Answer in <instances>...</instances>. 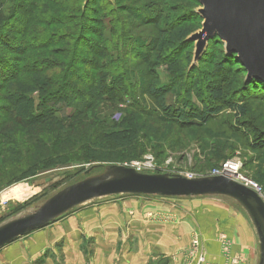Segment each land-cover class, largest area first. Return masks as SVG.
I'll return each mask as SVG.
<instances>
[{
  "label": "rangeland",
  "instance_id": "374dc122",
  "mask_svg": "<svg viewBox=\"0 0 264 264\" xmlns=\"http://www.w3.org/2000/svg\"><path fill=\"white\" fill-rule=\"evenodd\" d=\"M86 1L37 0V8L33 15L41 25L31 27L28 32V35H31L29 38L43 39L55 33L59 34V32L69 35L66 28L70 22L74 24L71 25V35L76 37L78 34L76 30L80 27L75 20L83 16L87 21L90 20V24H94V19L101 18L104 13L108 16L111 10L118 9L120 15L126 18L127 13L121 11L122 8L127 7L139 11L142 6H152L151 0H88L87 3ZM163 1L154 0L158 11L163 13L160 23L134 26L131 28L129 42H127V48L130 49L129 60L132 61L137 59L136 50H143L150 45L151 40H159L162 31L166 30L165 32L168 33L163 39L164 42H171L163 58L153 55V61L151 60L157 64V68L153 67L152 70L156 68L160 76V80L156 83H152L150 78H145L146 69L143 64L131 63V76L134 77H132V83L137 86L139 102L141 97V101L144 100L145 104L152 108L156 102L149 97L147 92H144V88L151 87L150 82L152 87L162 88L176 79L179 81L178 87H175L167 97V102L175 103L178 95L188 88L187 93L191 95V104L203 109L198 100L201 96L207 99L205 83L214 82L217 87L221 86L227 91L226 101L223 103L224 112L205 125H191L178 130L174 124L169 122L159 123L152 118L133 119L135 117L126 112L124 105H118L114 110L103 108L104 113H109L111 122L119 125L125 124L129 130L133 125L134 128L141 130L139 143L147 144L148 148L139 156L134 151L127 150L130 146L126 144L123 149H119L118 146L111 148L110 151L107 150L106 156H110L112 161L102 163V167L118 165L139 169L140 173L148 175L166 174L170 177H185L186 174H191L195 178H205L213 170L222 168L225 163L236 162L241 164L244 174L257 181L264 194V182L258 179V176L264 174V149L254 151L243 144L247 143L248 138L243 137L242 131L237 130L238 133L231 131L236 129L233 127L235 116L229 109L231 103L237 102L249 109L254 117L261 119L264 116L260 115L264 110V102L259 99H264V97H257V88H254L252 83L246 82V75L240 70L237 71L234 63L225 61L221 73L216 71L215 66L224 60L226 51L225 45L222 46L218 41L210 38L200 55L202 59L200 57L196 59L197 43L190 41V38L200 33L203 28L204 20L199 14L203 8L201 4H195L192 0ZM31 2L32 0H0V23L4 22L0 26L3 34H9L10 26L14 25L7 23L8 19L12 18V9L16 7L22 9L23 5L31 4ZM154 9L155 6L152 10ZM143 12H140V16H145ZM28 14L20 13L18 19L24 20ZM116 18H118L117 15H115V20ZM178 18H181L182 22L174 23ZM174 28L176 29L172 30ZM169 29L171 33L167 31ZM118 32L119 30L115 32V37ZM12 36L16 40V42L12 40L15 46L17 40L20 39ZM186 40L192 43H185ZM75 41L74 38L73 41L67 43L72 50L76 44ZM173 44H178L179 50L172 49ZM59 48L56 46V51ZM51 49L25 53L24 57H19L24 60V64L21 65L25 66L28 63L29 66L34 61H53V59L60 58L54 49ZM178 51L179 55L176 56ZM44 54H46L45 58ZM0 56L11 62H15L18 58L13 50L0 49ZM85 56L89 58V54ZM169 57L171 61L165 62ZM172 63L174 64L171 68L169 64ZM194 66L201 68L200 74L194 71ZM33 78L39 83L40 80L45 83L44 79L47 80V78L62 81L64 83L62 86L63 101L65 103L83 102L72 93L70 82L65 80L61 69L38 74ZM26 80V83H29L30 77ZM23 88L25 92L33 91L29 85ZM77 88L84 87L79 85ZM245 90L250 92L244 93ZM34 102L37 105L38 101L34 100ZM97 102L100 105L98 106L97 103L96 106H104L102 101ZM207 103L210 106L215 105L209 99ZM57 104L54 103V105ZM98 107H96L97 111L100 109ZM14 132L12 131L13 134ZM147 134L150 136L147 137ZM226 139L237 146V149L231 152L227 159L216 160L212 147L223 143ZM44 143L46 146L53 145L50 139H45ZM57 151L59 153V147ZM73 153L76 155L75 152ZM49 158L47 156L46 160ZM90 168V165L72 163L63 167L42 170L36 174L35 178L0 188V227L33 213L64 189L105 174L106 169L101 168L88 174ZM18 185L30 187L31 195L24 200L11 196L9 191ZM207 207L224 208L227 212L243 218L242 222L245 221L249 225L242 206L226 196L211 195L190 198L154 195L108 196L81 204L57 218L48 227L35 230L3 247L0 250V264H216L205 249L201 238L203 234L200 230L214 236L216 241L220 242L221 247L223 236L231 242L230 253L223 254L225 260L223 259L222 264H245L240 255L232 252L231 239L215 224V214L205 213ZM211 229H214V235L209 232ZM196 239L199 240L197 249L193 248ZM202 254H205V258L200 261L199 255Z\"/></svg>",
  "mask_w": 264,
  "mask_h": 264
},
{
  "label": "trees",
  "instance_id": "16d2710c",
  "mask_svg": "<svg viewBox=\"0 0 264 264\" xmlns=\"http://www.w3.org/2000/svg\"><path fill=\"white\" fill-rule=\"evenodd\" d=\"M192 1L200 4L198 0ZM36 3L37 0H32L31 4L23 5L22 9L18 7L12 9V18H9L7 23L14 25L10 26L9 34H3L0 26V49L13 50L18 55L15 62L5 60L0 56V188L35 178L36 174L42 170L63 167L72 163L90 165L88 174L100 168L105 170L106 167H102V163L112 161L110 156H106L107 150L110 151L116 146L123 149L124 144L130 146L127 150L134 151L138 156L141 155L148 148L147 144L139 143L141 130L134 128V125L129 130L125 124L119 125L111 122L109 113H104L103 108L114 110L118 105H124L126 112L135 117L133 119L152 118L159 123L169 122L174 124L178 130L191 125H205L224 112L223 103L226 101L227 91L221 86L217 87L214 82H206L205 91L207 99L215 105L210 106L207 99L201 96L198 101L203 109L191 104V95L187 93L188 88L178 95L175 103L167 102V97L175 87H178L179 81L176 79L162 88L152 87V83L160 80L156 69L157 64L152 62L153 55L163 58L164 52H167L166 49L171 44L163 40L168 34L166 30L161 32L159 40H151L150 45L143 50H136V61L129 60L130 49L127 48V42H129L131 28L138 24L139 26L158 25L163 18V13L158 11L154 0L150 2L152 6H142L139 11L127 7L122 8L121 11L127 13L126 18L120 15L117 9L111 10L108 16L104 13L101 18L94 19V24H90V20L87 21L84 16L76 19L80 27L76 30L78 33L76 37L71 35V25L74 24L70 22L66 28L69 35L59 32V34L55 33L43 39L29 38L31 35H28L31 27L41 25L33 15L37 8ZM153 6H155L154 10H152ZM141 11H144L145 16H140ZM20 13L29 14L26 19L19 20ZM115 15L118 16L116 20ZM181 22V18L174 21L177 24ZM118 30L117 37H115L114 34ZM167 31L171 33L170 29ZM12 35L20 39L17 40L15 46L12 40L15 42L16 40L12 38ZM74 38L76 44L72 50L67 43L73 41ZM211 40L218 41L224 46L218 36L212 37ZM185 43L192 42L186 40ZM177 45L173 44L172 49H178ZM56 46L60 47L57 51ZM49 48L54 49L60 58L53 59V61H34L29 66L28 63L25 66L21 65L24 64V60L20 59V56L24 57L29 51L40 52ZM176 53V56L179 55V51ZM88 54L89 58H86L85 55ZM169 60L170 57L165 62ZM225 61L234 63L237 71L240 70L246 75V82L252 83L253 87L257 88L258 98L264 97V83L261 80L247 78V69L242 65L237 54L225 51L224 60L215 66L218 73H221ZM132 62H139L138 65L143 64L146 69L145 78H150L152 81L149 84L151 87L144 88V92H147L149 97L156 102L152 108L147 106L144 100L142 102L141 97L139 102L137 86L132 83L134 78L131 76ZM36 63L38 65H35ZM173 64L169 66L172 68ZM153 67L156 68L152 70ZM58 69L63 72L65 80L70 82L72 93L83 102L65 103L62 98L64 94L62 81L47 78V80L44 79L45 83L40 80L42 83L40 84L33 80V77L38 74L50 73ZM193 69L200 74L201 68L194 66ZM191 75L194 76V74ZM29 77L30 81L26 83ZM27 85L32 87L33 91L25 92L23 87ZM79 85L84 88L78 89ZM245 92L250 91L245 90ZM34 100L38 101L37 105ZM259 100L264 102V99ZM97 101H102L104 106L98 107L100 103ZM54 103L58 104L54 105ZM97 103L98 106L95 105ZM96 107L100 108L99 111ZM229 109L235 116V123L232 125L236 129L231 131L233 133L242 131L243 137L248 138L247 143L243 144L254 151L264 149V116L261 119L254 117L249 109L237 102L231 103ZM260 115H264V110ZM247 125L249 126L246 127ZM12 131H15L14 134ZM45 139H50L53 145L46 146ZM236 149L237 146L228 142L227 139L212 147L216 160L227 159L229 154ZM71 155H74V158ZM47 156L50 157L48 160H46ZM96 164L99 165L95 166ZM5 165L7 166L4 167ZM258 179L264 182V174L258 176Z\"/></svg>",
  "mask_w": 264,
  "mask_h": 264
},
{
  "label": "water",
  "instance_id": "95a60500",
  "mask_svg": "<svg viewBox=\"0 0 264 264\" xmlns=\"http://www.w3.org/2000/svg\"><path fill=\"white\" fill-rule=\"evenodd\" d=\"M202 5V31L190 38L196 42V59L207 41L218 36L228 53L237 54L249 80L264 83V0H198ZM88 173V172H87ZM116 195L159 197L226 196L238 202L256 230L259 264H264V200L253 190L227 177L187 179L148 175L135 168L112 165L105 174L72 185L50 198L33 213L0 227V250L22 236L48 227L57 218L86 202Z\"/></svg>",
  "mask_w": 264,
  "mask_h": 264
},
{
  "label": "crops",
  "instance_id": "0c3cea01",
  "mask_svg": "<svg viewBox=\"0 0 264 264\" xmlns=\"http://www.w3.org/2000/svg\"><path fill=\"white\" fill-rule=\"evenodd\" d=\"M206 212L207 214L211 213V215L215 214V224L220 227L223 230V233L231 239L233 243V253L236 252L238 255H240L245 264H254L255 261H257L256 264H259V239L252 221L250 220L247 213L246 217L248 219L249 225L245 221L242 222L243 218H240V216H236L231 212H227L224 210V208L215 207L214 209L207 207L205 208V213ZM213 230L211 229L209 232L214 235ZM200 232L203 234L201 235V238L203 239L205 249L207 252H209L212 261H215L214 263L216 264H222L224 258L223 252L221 251L222 247L220 242L216 241L214 236L206 234L201 230Z\"/></svg>",
  "mask_w": 264,
  "mask_h": 264
},
{
  "label": "built area",
  "instance_id": "2783aa9c",
  "mask_svg": "<svg viewBox=\"0 0 264 264\" xmlns=\"http://www.w3.org/2000/svg\"><path fill=\"white\" fill-rule=\"evenodd\" d=\"M242 166L239 163L236 162H227L223 165L222 168L220 169H215L213 170L209 176L207 177H227L229 179H232L233 181L253 190L254 192L258 193V195L264 200V194L262 191L261 186L254 181L251 177H249L248 175L244 174L242 172ZM138 172L139 169H137ZM184 178L187 179H196L195 176L191 175V174H186ZM222 241V251L223 254H228L230 253V247H231V242L229 241V239H227L225 236H223L221 238ZM195 249H197L199 247V240L196 239L194 241V246ZM194 255V253H193ZM200 256V261H202L205 258V254L203 255H199Z\"/></svg>",
  "mask_w": 264,
  "mask_h": 264
},
{
  "label": "bare ground",
  "instance_id": "6f19581e",
  "mask_svg": "<svg viewBox=\"0 0 264 264\" xmlns=\"http://www.w3.org/2000/svg\"><path fill=\"white\" fill-rule=\"evenodd\" d=\"M9 193L11 194V196H13L14 198H18L21 200L26 199L29 195H31V188L26 186V185H18L14 188H12ZM8 193V194H9ZM6 195V194H5Z\"/></svg>",
  "mask_w": 264,
  "mask_h": 264
}]
</instances>
